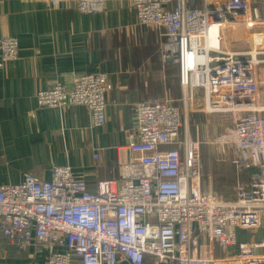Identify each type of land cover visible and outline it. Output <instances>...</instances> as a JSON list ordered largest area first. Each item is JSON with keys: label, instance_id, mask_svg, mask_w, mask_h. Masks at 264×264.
<instances>
[{"label": "built area", "instance_id": "1", "mask_svg": "<svg viewBox=\"0 0 264 264\" xmlns=\"http://www.w3.org/2000/svg\"><path fill=\"white\" fill-rule=\"evenodd\" d=\"M133 9L138 24L163 27L160 44H176L184 119L168 103H139L118 179L90 187L53 165L48 179L2 184L0 261L42 244L46 264H264V238L253 235L264 232V12L251 0H133ZM18 51L0 37V68ZM114 89L108 72L85 73L34 99L87 107L101 126ZM187 112L204 117L203 142L191 139ZM213 115L226 127L213 131Z\"/></svg>", "mask_w": 264, "mask_h": 264}, {"label": "crops", "instance_id": "2", "mask_svg": "<svg viewBox=\"0 0 264 264\" xmlns=\"http://www.w3.org/2000/svg\"><path fill=\"white\" fill-rule=\"evenodd\" d=\"M136 23L133 0H0V37L15 38L19 48L15 62L0 68V186L18 184L25 173L48 179L53 165L70 167L90 187L98 179H118V163L136 130L128 131V108L141 98L128 88L135 69L130 51L113 57L103 51L101 59L100 50L103 33ZM163 51L161 43L162 79ZM107 70L115 89L106 93L101 126L87 107L36 105L39 90ZM46 256L44 245L33 244L25 256L0 264H46Z\"/></svg>", "mask_w": 264, "mask_h": 264}, {"label": "trees", "instance_id": "3", "mask_svg": "<svg viewBox=\"0 0 264 264\" xmlns=\"http://www.w3.org/2000/svg\"><path fill=\"white\" fill-rule=\"evenodd\" d=\"M190 5L191 2L188 6ZM261 8L264 11L263 5ZM145 26L148 27H141L136 23L135 26L121 29L114 34L103 33L100 57L103 58V51L110 57L130 51L135 69L128 75V88L142 101L155 104L165 100L160 62L162 53L160 42L164 29L155 24ZM144 264H149V260L147 259Z\"/></svg>", "mask_w": 264, "mask_h": 264}, {"label": "rangeland", "instance_id": "4", "mask_svg": "<svg viewBox=\"0 0 264 264\" xmlns=\"http://www.w3.org/2000/svg\"><path fill=\"white\" fill-rule=\"evenodd\" d=\"M251 5L254 7H258L260 9H262L261 8L262 5L264 6L262 0H251ZM166 40H167V43L164 46V54L166 55V56H164V61L166 62V69L164 71L163 79H165L164 82L166 81L165 85L167 88V91H166V97L167 98L165 97V94H164L165 100L163 101V103H168L172 107L177 108L179 111V114L181 115V120H183L185 114L183 112V107H182L181 102H180L181 90H180V87L178 84L177 67H176V61H175V55L177 53V50H176V46L174 44L173 39L167 38V39H165V41ZM169 41H172V42H169ZM107 71H108L110 79H111L113 77L112 72H110L109 70H107ZM139 103L140 104L143 103L146 106H152L153 105V104H149L148 102H144V101L140 100L138 103H136V105L133 108H128V113L131 116H133V121H131L128 124V131H130L131 127H132L131 129H133V127H135L139 121V115H138V105H140ZM158 103H160V102H158ZM187 113H188V115H187V117H188V131H189V134L191 136V139L203 142L204 141V135H203L204 129L203 128H204V122H205L204 117L202 115H198L195 113H192V114L189 112H187ZM134 115H135V121H134ZM133 122H134V126H132ZM226 125H227V123L225 122V120L222 116H220V115H213L212 116L211 129L213 131H218L219 129L226 127ZM183 132H184L183 128H180L179 132H178V136H177V142L182 137ZM200 148H201L202 166H203V160H204V155L206 153V148L203 144L200 145ZM214 157L217 158L216 160H218L219 162L224 161V159H222V158H228L227 156L219 155L216 151L214 152ZM221 168L222 167L219 165L216 166L215 167V173L216 174L220 173ZM203 176H204V166L202 167V178H203ZM111 179H113V178H111ZM253 235H255L254 237H256L258 239L264 238V232L263 233L262 232L261 233L255 232ZM6 263L7 262H4V264H6Z\"/></svg>", "mask_w": 264, "mask_h": 264}, {"label": "water", "instance_id": "5", "mask_svg": "<svg viewBox=\"0 0 264 264\" xmlns=\"http://www.w3.org/2000/svg\"><path fill=\"white\" fill-rule=\"evenodd\" d=\"M120 264H129V263L126 261V262H123V263H120Z\"/></svg>", "mask_w": 264, "mask_h": 264}]
</instances>
